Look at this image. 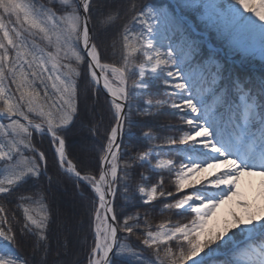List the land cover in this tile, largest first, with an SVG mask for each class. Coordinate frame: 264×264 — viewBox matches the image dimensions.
Returning <instances> with one entry per match:
<instances>
[{
    "label": "snow or ice",
    "instance_id": "snow-or-ice-1",
    "mask_svg": "<svg viewBox=\"0 0 264 264\" xmlns=\"http://www.w3.org/2000/svg\"><path fill=\"white\" fill-rule=\"evenodd\" d=\"M262 10L264 2L257 7L249 0H179L175 13L137 0H0V264H28L16 251L24 237L35 240L36 264H49L53 223L64 239L51 264H81L79 253L76 259L61 258L72 254L73 245L83 252L84 264H208L213 257L212 264H264V207L240 190L243 175L264 176V80L237 77L223 86L227 77L216 50L210 47L197 60L203 42L192 37L182 15L196 13L246 54L253 50L244 35L259 33L264 57ZM97 13L105 24L125 21L118 63L103 58L93 34ZM157 22L180 33L181 44L161 51L153 39ZM81 80L87 84L83 93ZM156 81H162L166 98H151ZM100 93L113 123L103 133L95 167L86 170L69 156L66 133L80 115L82 96L87 101ZM142 97L147 98L141 108ZM161 109L178 116L179 126H168L173 134L149 129L143 132L149 147L122 159L125 131L131 137L138 126L134 117ZM89 131L100 135L96 126ZM37 136L48 140L57 170L73 178L76 189L93 194L87 209L90 244L87 237L81 243L79 233L70 239V218L54 220L50 212L46 190L38 185L47 178L50 189L53 176L48 155L34 143ZM145 165L159 178L152 182L141 172L133 187L134 166ZM165 173L174 191L166 189ZM118 197L134 206L162 202L161 212L190 215L187 222L165 219L153 226L148 213H126ZM233 200L242 211L210 226L217 210ZM133 237L138 244L130 242Z\"/></svg>",
    "mask_w": 264,
    "mask_h": 264
},
{
    "label": "trees",
    "instance_id": "trees-1",
    "mask_svg": "<svg viewBox=\"0 0 264 264\" xmlns=\"http://www.w3.org/2000/svg\"><path fill=\"white\" fill-rule=\"evenodd\" d=\"M169 2L172 0H168ZM111 2V0H109ZM138 3H143L150 5L154 8H161L167 7L170 11L176 12L175 7H172L170 3H166L165 0H137ZM179 3V1H177ZM172 3V2H171ZM173 8V9H172ZM189 16L192 20H194L196 26L200 30H206V26L200 21L198 15L192 13H182ZM103 20V16L99 13L94 15L92 26L94 27V36L96 37L97 43L100 45L103 58L107 62H120L121 59V52H120V45H119V33L121 31V26L125 23L124 20H117L114 24H105L101 21ZM164 24V23H163ZM166 29V36H168L173 42L177 45L181 44L182 36L180 33L175 31V29L170 25H165ZM136 30L140 31V25H135ZM192 37L196 39H200L203 37L199 34H194L193 31L191 33ZM217 37V36H216ZM198 39V40H199ZM219 41L216 45L222 46L224 53L220 52L219 50L216 51V58L217 60L224 65L225 70L232 67L236 69L235 66H232V62L228 60L229 58H240L241 62L245 66L252 65V57L256 54L254 53V49L251 45L247 42L245 44L249 46L253 51L249 53H243L239 50L233 49L229 46L227 40H223L217 37ZM244 40V39H243ZM201 41V40H200ZM115 42V46H114ZM202 44V55L197 57V60H202L208 54V48L206 43L203 39ZM84 69L81 66V72L83 73ZM225 73V72H224ZM227 73V72H226ZM235 73V72H234ZM241 74H237L236 77L228 78L224 81L223 86H229L233 80L237 77L240 79H251L256 83L257 79L264 80V72H238ZM228 74V73H227ZM87 87L85 81L81 80V90L82 93L84 89ZM90 91V90H89ZM160 93L154 92L152 87V96L153 100L157 98H162ZM147 97H142L138 101V106L143 107L144 99ZM171 110L169 109H161L160 117L157 115L152 116H136L134 117L138 121V126L132 129L134 133L133 136H129L127 130L125 131L123 137V145H122V159H126L128 155L133 154L138 151L145 150L149 147L147 141L143 138V132L148 131L151 129L157 135H161L163 132L168 130V126L172 124L165 123V119L170 116ZM169 114V115H168ZM164 120V121H163ZM113 123L112 114L109 109V104L106 101L105 94L100 93L98 97L91 96V98L85 101L81 99L80 102V115L75 121V126L71 127L70 131L66 133V147L69 153V156L74 159L75 162L78 163V166L81 168H85L86 170H91L95 167L98 157L100 155V146L104 143L103 133L105 129H107ZM93 126L98 127L100 135L93 136L89 131L90 128ZM166 129V131H165ZM165 134V133H164ZM34 142L38 143V136L34 138ZM127 146V147H125ZM52 155L49 156V175L53 176V184L51 188H48L47 178H44L39 182L38 187L42 186L46 191L45 195L47 197V203L49 204L50 212L54 220L59 217H69L71 223L73 225V237L70 239L75 238V234L79 233L80 242L83 243L85 237H87V243H91V237L87 236L88 230V215L87 209L91 207V200H92V193L91 190H84V189H76L74 184V179L61 174L55 165L51 162ZM143 172L144 175L151 177V180L154 178L156 181L159 177L156 175L150 167L145 165L144 167L134 166L132 170V179L129 183L134 187L135 183L140 179V173ZM31 188V185H29ZM34 190V189H33ZM72 202V205L70 202ZM73 202H76L73 204ZM118 206L123 205L124 210L126 213H134L139 211L143 216L145 213H148L149 220L155 226L156 224L160 223L162 220L171 219L173 220L177 216H175L174 212H167L165 214L158 213L161 212L160 204L155 203L154 206H147V205H133L132 203H126L123 198L118 197L117 199ZM9 208H12V204H8ZM158 211V212H157ZM49 237H50V246L51 251L48 254V261L49 264L56 257V250L57 244L59 242H63L64 236L63 233L57 230L56 224L53 223L49 229ZM21 242L19 247L16 249L17 253L28 261V264H36V261L39 259V256H33V248L35 245V240L32 237H24L20 238ZM244 240V239H243ZM241 240V241H243ZM132 244H138V241L135 240L133 237L130 241ZM243 247V244L241 245ZM70 254L67 257L61 256L62 259L70 260L76 259L77 256L75 253H79V259L81 264H84V255L81 249L78 246H70ZM145 259L150 258V250H145L144 252ZM216 259L215 257L210 258L208 264H212V260ZM117 264H125L124 261H117ZM242 264V261H241Z\"/></svg>",
    "mask_w": 264,
    "mask_h": 264
},
{
    "label": "rangeland",
    "instance_id": "rangeland-1",
    "mask_svg": "<svg viewBox=\"0 0 264 264\" xmlns=\"http://www.w3.org/2000/svg\"><path fill=\"white\" fill-rule=\"evenodd\" d=\"M172 1L169 2L168 0H165V2L166 3H170V5L172 7H175V6L178 7V4L179 3L177 1H179V0H172ZM249 2H250V4L258 7L260 3L264 2V0H249ZM262 11H264V10H262ZM192 14H195V13H192ZM244 15L250 16L254 20H256L257 23H260L259 19L257 17H255L254 13L245 12ZM157 24H158L157 32H156L155 36L153 37V39H154V42L155 43H157L158 45L161 46V51H166L167 48H168V46L176 47V44L173 42V40H171L168 36H166L167 33H166V29H165L164 24L163 23H160V22H157ZM205 34L207 35V37L204 34L201 35V36L203 37V39H204L205 42L207 41L206 42V45H208L209 48L211 47V48H213V49H215L217 51L219 50L220 52L224 53V50L221 49L222 46H220L218 44L219 46H218V48H216L214 46V44H213L215 42H217V43L219 42L217 40V37L218 36H217L216 32L214 30H211V29L207 28L206 31H205ZM203 39L200 38L199 40L203 41ZM243 39H244L245 42H247V43H249L251 45V47L254 49V53L256 54L251 59L252 62H253L252 63L253 67L251 68L250 71H252V72H258V73H259V70H263L264 71V57H261L260 52H259L260 45H261V39H262L261 36L259 35V33H247V34L244 35ZM234 62L235 63H233L232 66H235L236 67L237 66L236 63H238V65L240 64L239 59H237V61L234 60ZM241 70H243V69L238 68V67H236V69H233L232 67H230V68H228V69L225 70L224 76L227 77V79L230 78V77L233 78V76L236 77L237 74H241V73H238ZM256 79H257V82H260L259 78H255V80ZM153 91L154 92H157V93H160L159 95H161V97H162L161 99L166 98L164 96L165 89L163 87L162 81H156L154 83V85H153ZM157 99H160V98H157ZM142 104L143 103H141V105ZM156 115H157V117H160L158 114H156ZM165 123L172 124V125H174V127L179 126L178 116H174V115H171L170 114V116H168L167 119H165ZM165 131H166V129H165ZM170 134H173V133L167 130L166 132H163L162 133V136H164V135H170ZM34 143H36V142H34ZM36 145H37V147H39L42 150H44L46 152V154L48 155V157L50 155H52V150L49 147V143H48V140L47 139H44L43 141H41V138L38 137V143ZM173 158L179 159V157H176L175 154H173ZM164 176H165V187H166V189H169V190H173L174 191V184L172 183V179L173 178L170 177L168 173H165ZM152 182H155L154 181V178L152 179ZM262 182H264V176H261V175H258V174H256V175H248V174H245V175H243L241 177V180H240V190L244 193L245 198L248 199V200H250V201H254L255 202V205L257 207H264V197H261L260 196V193L262 191H264V184H262ZM69 202L72 205V202L71 201H69ZM74 203H76V202H73V204ZM158 203L160 204V209L159 210L161 211V209L163 208V203L162 202H157V204ZM231 211H237V212H241L242 211V209L239 208L235 204V200H233V201H231V202H229L227 204L222 205L217 210L216 217H214L209 222L210 223V226L212 224L217 223L218 221H222L223 219L227 218L230 215V212ZM158 213L165 214V212H158ZM189 215L190 214H184L183 216H180V215H176L175 214V216H177V217L174 218L172 220V222L173 223H175L177 221L187 222V219L189 218ZM238 239L243 240L244 237H239Z\"/></svg>",
    "mask_w": 264,
    "mask_h": 264
},
{
    "label": "water",
    "instance_id": "water-1",
    "mask_svg": "<svg viewBox=\"0 0 264 264\" xmlns=\"http://www.w3.org/2000/svg\"><path fill=\"white\" fill-rule=\"evenodd\" d=\"M206 35V34H205ZM213 45V44H212ZM216 47V46H215ZM217 48V47H216ZM233 62L234 60L237 61V59H231ZM240 64L238 65V63H236L237 66H239L241 69L244 70H250L253 66H249V67H243L241 60H239ZM254 70V69H253ZM259 72H264L263 70H259Z\"/></svg>",
    "mask_w": 264,
    "mask_h": 264
}]
</instances>
